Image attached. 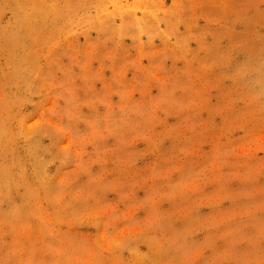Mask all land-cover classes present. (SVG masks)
Here are the masks:
<instances>
[{
    "label": "rangeland",
    "instance_id": "374dc122",
    "mask_svg": "<svg viewBox=\"0 0 264 264\" xmlns=\"http://www.w3.org/2000/svg\"><path fill=\"white\" fill-rule=\"evenodd\" d=\"M0 264H264V0H0Z\"/></svg>",
    "mask_w": 264,
    "mask_h": 264
}]
</instances>
